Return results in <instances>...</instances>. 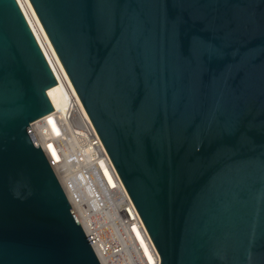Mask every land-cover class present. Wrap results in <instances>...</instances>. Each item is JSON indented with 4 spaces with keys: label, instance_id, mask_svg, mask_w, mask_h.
<instances>
[{
    "label": "water",
    "instance_id": "obj_1",
    "mask_svg": "<svg viewBox=\"0 0 264 264\" xmlns=\"http://www.w3.org/2000/svg\"><path fill=\"white\" fill-rule=\"evenodd\" d=\"M159 264H264V0H30ZM58 83L0 0V264H101L32 124Z\"/></svg>",
    "mask_w": 264,
    "mask_h": 264
},
{
    "label": "built area",
    "instance_id": "obj_2",
    "mask_svg": "<svg viewBox=\"0 0 264 264\" xmlns=\"http://www.w3.org/2000/svg\"><path fill=\"white\" fill-rule=\"evenodd\" d=\"M39 46L58 82L65 84L68 96L63 110L54 108L50 116L60 127L53 134L46 116L32 124L39 144L49 157L80 224L101 264H159L155 247L133 201L123 185L88 113L65 71L30 0H17ZM49 115V114H48ZM72 139L86 159L82 168L84 189L66 180L58 166L64 158L62 143ZM51 146L60 157L53 161ZM69 173V172H67ZM78 186V184H77ZM143 238H141V236ZM149 256L154 260L150 262Z\"/></svg>",
    "mask_w": 264,
    "mask_h": 264
},
{
    "label": "bare ground",
    "instance_id": "obj_3",
    "mask_svg": "<svg viewBox=\"0 0 264 264\" xmlns=\"http://www.w3.org/2000/svg\"><path fill=\"white\" fill-rule=\"evenodd\" d=\"M48 95L56 110H63L65 108V101L69 94L67 92L65 84L61 80L55 86L51 87L48 90ZM46 117L49 118V126L52 130V133L59 134L61 130L57 122L51 118L50 114ZM62 150L64 158H62V162L58 166V172L60 174H68L66 180H73L76 187L83 190L85 186L83 184L82 176L86 172V170H84L82 166L83 164H86V159L83 157V154L79 150L76 142L72 139H68L67 141L62 143ZM47 152L53 161H59L60 157L56 154L51 146L47 147ZM141 238L143 237L141 236ZM149 260L150 262H154V260L150 256Z\"/></svg>",
    "mask_w": 264,
    "mask_h": 264
}]
</instances>
